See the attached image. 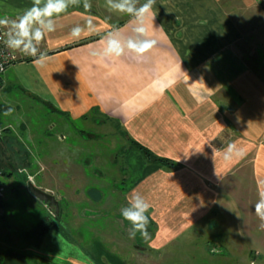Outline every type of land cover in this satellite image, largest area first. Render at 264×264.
<instances>
[{"label": "crops", "instance_id": "1", "mask_svg": "<svg viewBox=\"0 0 264 264\" xmlns=\"http://www.w3.org/2000/svg\"><path fill=\"white\" fill-rule=\"evenodd\" d=\"M260 1L155 0L154 21H147L154 46L140 57L128 51L120 57H101L93 53L103 51L110 32L127 38L135 35L137 25L129 15L109 10L106 0H89L90 10L80 0L56 18V30L42 41L40 49L47 55L43 66L20 53L21 59L0 76V91L15 90L50 107L65 122L95 124L105 130L94 132L99 138H111L110 134L115 138L117 127L125 140L110 139L105 147L110 153L95 156L90 164L49 152L54 174L65 179V190L75 203L80 193L75 166L81 167L84 179L90 167L94 170L87 173L98 179L113 174L108 190L99 182L85 191L82 186L79 206L66 201L68 206L63 207V200L55 198L56 215L59 209L61 215L66 213L62 217L68 233L55 226L40 234L45 212L41 202L26 191L25 202L19 204L24 217L18 226L5 211L3 192L0 264H123L121 258L137 250L136 239L127 235L129 223L120 215L133 191L151 205V238L143 240L149 253H159L189 235L224 238L229 247L233 241L249 239L264 251V229L254 212L258 181L264 180ZM145 2L138 0L137 7ZM32 5L33 0H0V17L15 19ZM76 26L85 29L79 38L71 35ZM21 126L19 133L31 138L34 132ZM95 136L89 135V142L96 141ZM133 143L174 166L147 161ZM229 143H236L246 155L226 162L223 152ZM35 144L34 148H40L42 143ZM21 160L23 167L31 165L24 154ZM5 167L13 168L10 159L0 160V171L5 173ZM10 185L12 190L24 191L10 177L1 182L4 189ZM68 207L79 213L71 214V222ZM231 216L237 217V229ZM123 233L134 246L125 255L118 245ZM252 255L259 258L261 252Z\"/></svg>", "mask_w": 264, "mask_h": 264}, {"label": "rangeland", "instance_id": "2", "mask_svg": "<svg viewBox=\"0 0 264 264\" xmlns=\"http://www.w3.org/2000/svg\"><path fill=\"white\" fill-rule=\"evenodd\" d=\"M17 55V60H20V52L17 51ZM0 104H5L8 108L14 109V112L7 116L5 113L0 114V139L3 142L0 143V160L4 162L10 159V163L13 167L12 169L5 167V173L1 171L0 193L2 197L0 206L2 205L4 192L6 204L5 211L8 212L9 215L12 214L14 216L18 226L22 225V218L24 217L19 204L25 202L26 192L29 193L28 184L30 183L43 192L54 196L56 199L63 200L64 203H61L63 207L68 205L71 206V204L73 206H79L81 204L80 201L82 199L79 196L82 195V186H84L83 191H85V189L89 187L97 186L99 182L108 190V187L112 184L111 178H113V174L107 175L103 179H98L96 176L89 174L91 171L87 173L89 169L94 170V167H90L86 170L87 172L85 174L87 179L85 178V180L83 177L85 175H83L81 167L75 166V168L79 170L76 171V176L77 192H80L74 197V200H78V202L75 203L76 201H72V194H68L65 190V179L59 178V174H54L53 169H55V167L50 165L53 157H50L49 152L53 151L60 153L61 158H67L77 163L87 161L90 164L95 156L99 157L104 156V153H110V151L105 148L108 146L110 139L112 141H114L115 138L116 140H120L119 138L125 140L117 127L115 131L119 137L113 130L107 129V132H113L116 137L114 138V136L110 134V138L106 134L109 138L105 136L99 138V133L94 134V132H105L104 129L97 128L95 124L89 122H65L60 116L53 114L50 107L43 106L38 101L30 100L15 90L9 92L0 91ZM95 118L96 120H100L97 119V117ZM20 125L34 132V134H31V138H29L25 132L19 133L18 127ZM89 130L90 132H88ZM89 135H96L99 137L96 138V141L92 139V141L89 142ZM61 136L64 138L61 139ZM38 142H40V144L42 143L41 145L39 144L41 147L34 148V145L37 146L35 143ZM11 152H15L16 154L12 155ZM23 154L24 160H28L31 165L23 167L21 162ZM19 156H21V158H19ZM63 168L64 166L61 164L59 170L62 171ZM9 177L12 178L14 184L18 186L17 188L23 185L22 189L24 191L21 192L20 188L16 189L14 187L13 190L16 191L14 192L11 185L10 188L6 186L4 189V187L1 186V182L6 181ZM55 188L57 189L56 191ZM107 190L102 192L104 197L108 194V192H106ZM41 204L45 216L48 215L52 220H55L57 217L55 209L42 202ZM96 210L97 209L93 208V215L97 214ZM67 211L70 222L72 221L71 214L74 217L79 216L75 208L70 209L68 207L66 212ZM63 215L65 217L66 213L62 212L61 215L59 209V217L55 220L57 223L56 227L61 232L68 233L67 231H70V229L69 226L68 230L67 226L63 225V221H65V218L62 217ZM19 218L20 220H18ZM230 219L233 228L237 229V217L231 216ZM72 227L73 226H70L71 229ZM94 227L97 226L95 225ZM125 236V233H123L121 241L118 242V245H121L120 251L123 255L129 251L133 252L134 249L132 240L124 239ZM135 239L137 250L132 253L131 257L123 256L121 258L124 262L123 264H264V251L258 247V243L256 244V242L249 239L240 242L233 241L231 242V247H229V245L225 243L224 238H213L211 240L210 235H189L178 242L172 243L167 249L156 254L149 253L144 249L145 242L139 233H137ZM110 243L113 244V242ZM259 251L261 252L259 258L252 255L253 252Z\"/></svg>", "mask_w": 264, "mask_h": 264}, {"label": "clouds", "instance_id": "3", "mask_svg": "<svg viewBox=\"0 0 264 264\" xmlns=\"http://www.w3.org/2000/svg\"><path fill=\"white\" fill-rule=\"evenodd\" d=\"M80 0H33V5L15 19L0 18V28L5 29L3 36L6 46L22 53L25 56L34 57L38 66H43L47 60V55L40 49L42 41L47 34L56 30L57 19L62 13L72 5H78ZM109 10L124 13L132 17L136 23L135 35L123 38L119 33L108 34L106 47L100 53L101 57H120L125 51L134 53L137 57L143 56L155 44V41L148 38L147 21H154L155 14L152 12L155 0H146L145 3L137 7L138 0H106ZM85 10L91 9L89 0H83ZM89 31L93 30L92 19L87 21ZM85 29L76 26L71 30V35L79 38ZM6 37V39H5ZM14 112L13 108H8L5 115ZM215 154L216 149L213 148ZM246 155L243 148L236 143H229L223 152V159L230 162L234 159H242ZM259 199L254 205V212L260 220L259 227L264 229V180L258 181ZM151 205L139 192L133 191L128 197L127 206L120 208V215L124 221L129 223V238H135L137 233L144 240H149L150 233L148 225L150 217L148 211Z\"/></svg>", "mask_w": 264, "mask_h": 264}, {"label": "trees", "instance_id": "4", "mask_svg": "<svg viewBox=\"0 0 264 264\" xmlns=\"http://www.w3.org/2000/svg\"><path fill=\"white\" fill-rule=\"evenodd\" d=\"M6 110L7 109L2 104H0V114L1 113H5ZM133 146H134V148L138 149V151L143 155V157L149 162H157V163H160L161 165H163L165 167H169V168L174 166V164L170 160H167V159H164V158H158V157L154 156L150 151H148L144 147L138 145L137 143H133ZM56 216L57 217L55 218V220L58 219L59 214L56 215ZM55 220H52L51 217L46 215L45 216V220L42 222V224L40 226V234L45 233L51 227L57 226Z\"/></svg>", "mask_w": 264, "mask_h": 264}, {"label": "built area", "instance_id": "5", "mask_svg": "<svg viewBox=\"0 0 264 264\" xmlns=\"http://www.w3.org/2000/svg\"><path fill=\"white\" fill-rule=\"evenodd\" d=\"M260 8L264 14V0L260 1ZM5 29L0 28V36H3ZM6 39V37H5ZM17 51L9 49L4 43V39H0V76L11 66L14 62L17 61ZM1 177V171H0ZM1 193H0V204H1ZM51 214V213H50Z\"/></svg>", "mask_w": 264, "mask_h": 264}, {"label": "water", "instance_id": "6", "mask_svg": "<svg viewBox=\"0 0 264 264\" xmlns=\"http://www.w3.org/2000/svg\"><path fill=\"white\" fill-rule=\"evenodd\" d=\"M29 193L38 201L43 204H47L55 209L56 214L58 213V203L54 196L43 192L42 190L34 187L31 183L28 184Z\"/></svg>", "mask_w": 264, "mask_h": 264}]
</instances>
